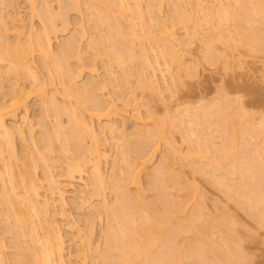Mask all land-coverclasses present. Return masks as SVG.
I'll list each match as a JSON object with an SVG mask.
<instances>
[{"label":"bare ground","instance_id":"bare-ground-1","mask_svg":"<svg viewBox=\"0 0 264 264\" xmlns=\"http://www.w3.org/2000/svg\"><path fill=\"white\" fill-rule=\"evenodd\" d=\"M25 1L27 2L28 8H29V16L31 19L30 21H28V23L30 22V24H28V27L26 28V30L23 29L24 26L22 23V18L18 12L13 13V15L10 16L9 21L4 20V18H2L0 16V64L3 62L5 64L4 66L6 67L8 72L9 73L11 72V74L13 73L12 77H14L16 75L15 77L17 79L19 78L20 82L22 81L20 84H18V81L14 82V83L11 81L12 83L9 85V90L7 89L8 93L5 91L4 93H6V94H4V95L2 94L3 96H1V98H0V167H1V169H0V184H1L0 185L1 186L0 187V189H1L0 190V202L3 203L5 206L4 207L5 209H3V210H6L8 212L7 213L5 211L7 213V214L5 213L6 219L11 215V217L13 216V219H14L13 222L19 224V226H20L18 229L13 228L14 230H16V233H17L16 236L19 237V240H18L19 243L17 242L18 246H19V249L18 248L17 249L19 251L16 253V255L14 254L16 256L17 261H18V263H17V261H16V263L17 264H30V263L32 264V262H33L34 264H66L65 245H64V239H63L64 237H63V234L61 231L62 228L57 221V216H61L64 219L67 218V214L65 212V206H64L65 205L64 195H65V192L69 191L70 188L74 189V183H76V181H78L80 183L79 192L81 193L80 194V198H81L80 202H83V201L85 202V200H87V199H85L87 197H84L83 194H86L84 192H87L88 189H91V191H96V193L100 192L99 194H101V191H103L102 189L103 188L105 189V187H107V185H109V184L111 185L110 186L111 189H113V191H114V197H115V201H111L109 198H107V196L106 197L104 196L105 194L103 195V193H104L103 192L102 193L103 197L101 195L102 198L100 200L101 201L100 205H99V203L97 205V207L98 206L100 207V208L98 207V209H100V211H97L98 210L97 209L96 212L101 213V211H102L105 214L106 219H107V221L105 222L106 223L105 228L103 229V231L101 230L102 232L100 233V236L102 237V241H103V245H104L103 252L101 251V253L99 254V252H100L99 251L100 250L99 245L96 241H94L95 239H93V237H94L93 236L94 235V221H95L93 218L94 216L92 217L90 215L88 218H86V220H87L85 222L86 223V227H85L86 229L83 233L79 234L78 232H80V230L77 232V235L79 234L78 238H79V243L81 245L80 250L84 253L83 263H85V260H86L85 257L86 256H88V255L91 256L92 254L94 255V253H96V254H98L99 258L100 257L102 258L101 261L104 264H182L180 259L184 258V256H183L184 254L187 255V256L185 255L186 258H189V257L194 258L196 256H197V258H198V256L200 258H201V256L206 258V255L208 256V254H210V256H208V257L209 258L212 257L211 258L212 260H209V261H211V262L213 261L214 264H233L232 262H228V258H225V257H228L226 255V253H228V252H226L227 250L229 252H230V250H232V251H233V249L235 250V248H232V246H231L232 243H230L232 241V240L230 241L232 236L228 235V230H229L228 227H230L229 225H231L233 223V222L230 223L231 217L230 218L228 217L229 214H226V215L224 214L225 216L223 215V217H225V218L220 219V217H221L220 216L219 217L220 220L218 222H217V218H216V220H214L215 223L217 224V226L219 227V229L221 231H224V234L226 233L228 235L226 238H224V241L222 240V242H224L225 244L223 243L224 245L221 244V246L219 245L220 246L219 247L218 242H217V244L215 242L214 243L210 242L211 240L215 241L214 240L215 236L214 237L210 236V234H207L206 232H207L208 228L210 227V224H213L212 222H214V221L212 220V222L209 223V225H208V221L211 218H209L210 215L207 216L205 213V216L204 215L203 216L205 218L207 217V220L209 218V220L208 221L204 220V222L202 223V221H200L201 218L199 219V216L200 217L202 216L201 212L197 209L196 210L191 209L190 202H191V200L195 201V199H194V198H196L195 192L197 190L195 189V187L193 185L189 184L186 180L181 181L180 180V179H182V178H180L181 176L178 177V179L180 178L179 180L176 181V179H175V181L173 183L171 182L172 183L171 185H169L170 181L169 180H168L169 182L167 181V183H169L168 185L171 188L167 184H166L167 188H166V185H164V187L166 189L170 188L172 190L170 193H168L169 191L167 192V190H166L165 195L163 194L164 191L161 193V190H160V193H159V191L157 194L155 193L156 199L155 200L152 199L153 202L150 203L151 207L143 201V197H145V196L143 195V193H144L143 189L144 188H143V186H141L142 181L140 180V176H141V173L143 171H145V169L147 168V164L149 162H151L153 155H155V152L158 150V147H159L158 142L163 140V135L165 136V134H164L165 130H163L164 124L161 125V123H163V122H161V123L158 122V123H160V126H162V127H160L159 124H157V121L156 122L153 121L152 122L153 124L149 125L148 123L153 120L152 114H150L151 111L149 110L150 113H148L149 122L146 120H143L140 117L139 112L137 113L138 116L137 115L136 116L138 119L136 118V116H135V118L138 121L134 118L137 121V124H136L137 127L134 126V128H135L134 133L136 134L135 137H137V138L134 137L133 139H136V140H134L135 142H133V144L131 142L130 143H131V146L133 147V149L135 150V153H137V151H138L139 154L137 153V157H136L135 162L132 163L131 161L127 160L125 157V155H126L125 152H123L122 151L123 149H121V147L123 148L125 143L129 142L128 141L129 137L127 139L124 128H122V127L118 128L117 127L118 125L115 126V122L109 123V121H108L109 124L107 123V124L102 126V128H101L102 131L98 130V129L96 130V128L94 127L93 121H92V120H94V118H96L98 121L101 118H105V117L109 118L110 114L114 115L113 113L119 112V111L117 112L118 109L115 108L116 103H114V101H113L114 99L112 100V98H110L111 100L110 99L109 100L111 102L108 103L102 97L99 96V93H97V90H99V89L101 90V89L106 87V84L104 85V83H102V82L106 83L108 76H105L104 79H106V80H104V79L101 80V78H103V77L98 78V76L96 79L92 78L95 75V74H93V73H95L94 72L95 69L93 67V69L91 68V71L89 69L90 74H93V76L90 75V77L88 78V79H90V78L91 79L89 81L85 80L84 83L81 84L80 83L81 79L79 80V78H81L80 77L81 71H84L83 70L84 66H82V64H80L81 66L78 65L79 69L76 70V68H73V67L70 68V65H65V63L68 64L67 62H64L65 66L61 67L62 66L61 63L58 64L55 60L57 57H59L61 55L60 57H62V60L65 61L68 53L70 51L72 52L71 49L74 48V50H76V48H77V50H78L80 48L79 47V44H80L79 41H80V39H83V31L84 30L82 28L79 30L80 31L79 33H81V34L78 33V35H77L78 37H76L72 33L74 36L72 35L70 37V35H69V37H70L69 39L67 38L66 41L62 42V44L59 43L60 47H58V48H61L62 46H64V47L68 46V48H65V49L66 50L68 49L70 51H68V50L66 51L62 47L63 50L62 49L61 50L64 52H61L59 50V52H61L59 54V56L56 55V53L54 55L53 49H52L53 46H52L51 39H50L51 37H49V35H50L49 32L52 31L54 33L53 30H55L56 18L61 19L63 21L62 26H64V28H67L65 26V25H67V20L65 21L66 17L64 15L65 11L64 12L58 11V13H54L53 12L54 10L53 11L51 10V7H50L51 5L49 6V4H48L49 3L48 0H25ZM56 1H57L58 5H61L63 8L69 9L71 6V7H74V9L78 10V11H80V9H81L80 3L85 2V4L87 5V6L86 5L84 6L85 9H87L91 15L96 16V19L99 18V19L103 20L104 23H106L108 30H110L109 32L113 33L112 37L110 35L111 33H109L110 38H113V40L115 39L114 41L121 40V39L124 40V38H126V40H128L127 37L131 38L130 39L131 43H135L133 41H136V39L141 41V42H139L137 40L139 42L138 43L139 44L138 50H136V52L138 54H136V52L134 51L135 48L133 49V47H132L129 49V47H127L129 50V52L126 50L127 53H129V56L127 59H129V58L131 59L132 57H135L136 55H138L139 59L142 62L141 65L143 67V70L147 67L151 68V70L149 69L151 71V73H149L150 77H148V76L146 78L144 77L143 73L145 70L143 71L142 69H140L141 71L139 70V72H138L139 80L142 79L141 80L142 83L144 80V83H146L145 84L146 86L144 84H143V86L144 87L148 86L149 87V88L147 87L148 89H150L152 87L154 90V88L156 87V86L154 87L153 82L155 81L154 77H155V74H156L157 69H158L156 66L158 64L155 63V60L152 61L153 59H151L149 57L150 56L149 52L150 51L155 52L154 48L157 49L158 46H159V48L161 46L162 49L164 50L163 51L164 53L167 52L168 55L170 54V56H171L170 61H171L172 58L177 59V56H178L177 53H174V54L172 53L173 55L171 54V52H173V50L176 51L175 47H177V48L179 47L177 43L179 42L180 45L185 46L190 41L188 39L189 37L184 39V40H186V42L185 41L182 42L181 39H179L178 37H175L176 34L174 33V30H172L173 27L172 28L170 27L171 25L173 26V23H175L177 25L180 24L179 26L182 29H183V27H184V29L186 27L188 28L190 26V23L193 20H194V22H192V24H193L192 26H194V28L198 27L197 29H201V27L205 24V22H207L206 24L209 27H211L210 25L214 26L215 28H213V29L211 28L212 30L210 29L212 34L209 36L207 35L208 36L207 42L206 43L203 42L204 43L203 45H205V46L202 45L203 46L202 48L205 47L204 50L207 53L210 50V48L214 45V43L215 44L217 43L215 40H218V42L221 41L220 42L222 45L221 47H224L222 49H227V47H229L228 43L230 42L231 39H232V41L236 40V38H235V40H233L234 36L231 34L232 31L230 32V30L228 28L229 22L230 23L232 22L234 24V26L237 27L236 28L237 29L236 32H237V36H238L237 39H239V41L237 42V45L235 43H232V41H231V43L233 44L232 47L233 46L234 47L239 46L240 44L238 45V43L245 41L246 43L248 42L249 46L251 45V47H252L251 50L254 49V50L260 51L261 49H264V25H261V26L255 25L256 26L255 27L254 24L250 23V19H252V20L254 19L253 17L250 18V16H251L250 11L252 13L255 12L256 13L255 15L259 16L258 17L259 19L257 18L258 23H260V22L264 23V0H234L233 1L234 3L233 2L230 3L229 1H224V0H212L214 2L213 4H210L209 2H208L209 4H207L206 0H195V2H193V1L189 2L190 0H176V1L172 0V1H174L173 3H172V1L168 0V2L170 1L169 2L170 4H168V3L167 4L168 5L172 4L173 10L171 9L172 12H168V13H170V15H167V16H169V18L164 17V19L162 17L163 15L161 14L162 13L161 8H162L163 3L162 4L160 3L161 5L158 9H155V7H154L155 3H154V5L152 3L154 8H152L151 3H150V6H151L150 8H152V9L148 8L147 11L144 12V10H142V7H141L142 5L140 6L139 1H141V0H104L105 3L103 2V0H101L102 5L100 4L101 2L99 3L100 5L97 3V2H99V0L97 2H96V0H84L83 2H80L81 0H69V2L67 0H66L67 2L65 0H56ZM164 2L166 3L167 1L164 0ZM109 3H111L112 6ZM131 3L134 4L133 5L134 10H132V8H130V6L133 7ZM187 5H189V6L193 5V6H190L191 8H186ZM250 5H251V7H249ZM163 6H164V4H163ZM168 7H171V6H168ZM60 9H62V8H60ZM154 9L157 11H154ZM65 10H67V9H65ZM188 13H190V15ZM191 14H193L194 17H192ZM253 14H252V16H253ZM34 16L38 17V19H40L41 22L43 21L42 24L44 23L43 28L40 30L41 33L37 32V34H36L33 30L32 19ZM123 18H125V19H123ZM189 19H193V20H190L191 22L188 23ZM255 19L252 22L256 24ZM101 20H99V21L102 22ZM123 20H125V22ZM202 21L204 23L203 25H202ZM221 22L228 24V26H225L226 24L223 25L226 28L225 32H224V28H222V26L220 28ZM209 23H210V25H209ZM206 24H205V27L207 26ZM230 26H231V24H230ZM203 29H205V30H203ZM203 29H202V31H206V29H208V31H209V28H203ZM11 30H12V32L10 33ZM194 30H196V28ZM191 31H193V30H191ZM233 32H235V31H233ZM96 33H98V32H96ZM198 33L200 34L201 30H199ZM187 34H185V35H187ZM203 34H205V33H201L200 35L203 36ZM8 36H10V37L13 36V37H11V39L12 38L13 39L9 41V39H10L9 38L7 40ZM143 36H144V38H143ZM190 36H193V35H190ZM226 37L230 38V40L227 41L228 39ZM103 38H105V35ZM106 38H105V40H106ZM203 38H202V40H203ZM221 39H224L225 41H223ZM101 40H103V39L101 38ZM110 40H112V39H110ZM143 40H148L147 44H149V48L145 47V45L142 43ZM89 41H92V38H91V40L89 39L88 42ZM168 41L170 42L169 44H168ZM174 41H176V42H174ZM191 41H193V40H191ZM226 41H227V44H226ZM99 42L101 43V41H98V40H96V41L94 40V42H93V43H95V44H93L95 46V48L93 46V48H94L93 50L95 51L94 53H96V54L97 53H99V54L100 53H106V55H107L109 50L112 48L110 51H111L112 55H114V57L117 58V59H115V61L119 64L118 66H121V68H123V66L125 67V63H124L125 59L123 60V58H126V57L124 55H122V52L120 51V49L117 48L116 43L118 41L115 42V44H114V42L111 41L110 42L111 45H109V43H108V45L110 46L108 48H110V49L109 50L104 49L103 52H101L102 49H100V47H103L105 45V42H104L103 46H101L102 44L100 45ZM180 42L183 44L185 43V44L183 45ZM175 43L177 44V46ZM170 44H171V49L169 47ZM106 45H107V43H106ZM214 46H216V45H214ZM216 47H213V51H214V48H216ZM58 48H57V50H58ZM103 48H105V47H103ZM183 48L184 47H182V49ZM230 48H228V49L231 50L232 48L231 49ZM149 49H151V50L148 52ZM179 49H180V47L178 48V50ZM217 49L219 50L220 47L218 46ZM57 50H56V52H57ZM77 50L74 51L76 54H77ZM178 50H177V52H178ZM226 51H228V50H226ZM154 52L152 54H154L156 56V54ZM158 52H159V50H158ZM210 52H212V51H210ZM215 52H217V51H215ZM34 53L35 54L37 53V56L39 55L40 58L43 59L44 62L42 63V65H44V68L46 67V70H47L46 72L48 73L47 74L48 76L53 74L51 71V67L49 68L50 63L54 61L53 63L56 62L55 67L57 65V68H55L56 73L55 72L54 73H55V75L57 74V76H55V77H58V84L57 85H59V87L55 85L56 82L54 83L55 79L53 77V75H54L53 74L52 75L53 78L52 77L49 78L50 79L49 83H51V87H53V88L51 90L52 93L48 94V97H44V95L47 96V94H45L46 90H45L44 86L42 84H40L38 74H37L36 70H34V66H33V55H34ZM63 53H65V54H63ZM160 53H162V52L160 51ZM167 53H166V55H167ZM223 53L227 54V52L224 51L221 54L219 53L220 55H222L221 59L224 58L222 60H226L225 62L223 61V64L229 62L227 64V65H229L230 64V61L228 60L229 58H230L231 63H232L233 58H231V56L230 57L228 56L229 53H228V55H224ZM214 54H217V53H214ZM214 54L212 52V54H209V55L213 56ZM180 55L181 54H179V56ZM182 55H184V53ZM216 56H215V59H214V57L213 58L211 57L212 61L216 60L219 55L217 57ZM225 56H227V57H225ZM68 57H69V55H68ZM137 57H136V59H137ZM76 58H78V57H76ZM209 58H210V56H209ZM219 58H220V56H219ZM221 59H220V61L222 62ZM59 60H58V62H59ZM156 61H157V59H156ZM180 64L182 66H184V62L182 63V60H181ZM180 64H179V66H180ZM227 65H225V66L228 67ZM240 65L241 64H239L237 66H240ZM185 67H186V65H185ZM81 68H82V70H81ZM168 71H169V69H168ZM168 71H167V73H168ZM8 75H10V74H8ZM96 75H98V74H96ZM110 75H111V73H110ZM152 76H153V78H151ZM162 76H163V74H162ZM178 76H180L179 73L176 75V77H175L176 80L174 82H178L177 80L180 81V79H179L180 77H178ZM1 77H4V76H1ZM172 77H173V75H172ZM28 78H30L31 81L34 83L32 85H35V86H26L24 84V81H26L25 79H28ZM145 79H146V81H145ZM15 80H13V81H15ZM171 80H172V78H171ZM173 80H174V77H173ZM0 81H3V80L0 79ZM81 82H83V81H81ZM108 83H110V82L108 81ZM130 93H131L130 95H132V92H130ZM32 96L33 97L36 96L39 99L43 98L42 100H44V103L46 105L43 103V101H42V103L46 106V109L48 106L49 110H50V108L53 111L55 110L54 112L55 113L57 112L56 113L57 116L60 115L58 112H60V113L63 112V114L65 112L67 114L66 116H68V120L70 122L69 130H66V131H69L68 135L66 136L65 133H62V129L66 128V127H62L61 125H58V124H56L57 129L54 131V133L56 135L53 134V135L57 136L56 137L57 139H60V138L63 139L64 138L63 139L65 142L64 145H61V144H63L62 139L59 140V142L62 141V143L60 145L64 147V148L59 147V150L64 151V150L69 149L68 143L71 142L72 138L73 139L75 138L77 141L83 140L85 137H88L87 139H89L88 141L90 142V147L86 146L87 148L82 146V145H84V144H82L84 142H82V143H80L81 141L76 142L79 149L77 148L75 150L78 152L75 151L76 152V154H75V152L73 151V154L71 153L72 156L69 155L68 156L69 158L65 159L64 164H62L63 167H60L59 165H57L58 164V162L56 161L57 159H55V161H53L54 158L51 159V157L49 155L50 151L53 153L52 150H53L54 146L52 145L53 140L52 139H51L52 141L50 140V134L49 133L51 131L49 132V129L46 130V127L45 128L42 127L44 124H41L42 130H40L42 132V133L40 132L42 134V135L41 134L40 135L43 137L42 139L45 140L44 142H46V143H44L45 146H44V144H42L43 146H41V148L44 147L43 148L44 150L41 149L42 153L37 150L38 148L34 147V149L31 150V152H30V149H28L26 147V149L29 151H26L25 153H27V152L32 153V151H34L35 156L33 155V157H31L30 153H27L28 157L30 156L29 158L27 157V160L28 159L29 160L28 161L26 160L28 164H26L25 160H24L25 163H24V161L21 160L22 162L19 164L20 165L18 167L19 169L16 168L14 165V164H16L15 162H17V160H18V158H16L17 156L15 155V150H14V148H15L14 147V141H13V135L14 134L12 131L13 129L11 128L12 129L11 130L10 127L8 128L7 125L5 124V119L8 118V119H12L14 121H17L16 118L20 115V118H21L20 122L15 125L16 128H15V126H13V127L16 130V132L18 133L19 139L21 140L22 145L27 146V143L25 141V138H26L25 129L27 128L26 131L29 134L31 139H33V134H34L33 125L28 121V116H27V114H28V100ZM129 98H131V97L129 96ZM129 98L126 99V101L124 103L125 105H127L128 103L131 102L129 100ZM133 99H135V98H133ZM238 100L236 98V100L234 102H236ZM85 102H87L89 105L86 104V106H82L83 105L82 103H85ZM238 103H239V101H238ZM214 105H215V103H214ZM240 105L236 106L235 109H238V110H234V111H235V113L238 112V115L244 114L243 116H246L249 119V120L248 119L246 120L249 123V125H247L248 124L247 123L245 125L242 124L241 127L239 126V132L236 131L238 133H234V137L232 136V138H230V136L228 135V132L226 130V127H228V125H226V124L230 120H232L234 122V120H235L234 118H236L235 117L236 115L234 113L230 114V112L228 111L229 108L227 110V107H230V106H227L224 102L223 103L222 102H219V103L216 102V106H213L212 110L210 109L211 107L204 108V110L205 109L206 110L205 111L200 110L199 111L200 113L197 111L196 108H195L196 111L194 110V113L189 112L188 108H183L186 110H184V113H182V116H184V114H185V119L187 118V120H183L184 118L182 119V117L179 118L181 116V114H177V116L180 115L178 117L180 120H178V119L177 120H178V122H181V124H182V122L184 123V121H187L186 122L187 125H188V123L189 124L190 123L196 124L198 126L203 124L201 130H200V128H198V130H199V132L202 130H203L202 132H204V130L209 129L208 126L204 127V125H206L207 121L209 120V119H207V115L211 118V116L213 117L214 113L217 114L216 116L219 119L218 121H220V122L216 124L217 125L216 127L218 128L219 131H221V133L225 137V139L223 137L224 140L222 139L223 142L221 141L222 143H224V141H225L224 144H222L221 146H217L216 145L217 143L214 142V140L209 135V133H206L205 135L202 132L199 133V132H197V128L193 127V125H189V126H187V128L184 127L186 129V132L184 130V135H185L184 139L190 143H196L194 145H196L195 148L197 149V151H195L196 150L195 148L194 149L190 148L191 152H193V151L198 152V153H200V155L206 154V152H208V151H209L208 153L212 152V153H210L211 156H208V157H204L206 155H204V156L199 155L200 157H197L199 162L201 161V159L203 161L204 158H205V160L207 159L206 160L207 163L210 162L212 164L215 162L214 159L217 160V158H223V159L225 158V160L229 161V164L231 165L230 166L231 169L239 173L242 181H241L240 185L235 186L236 187L235 190L233 189L234 186L232 187V185H234V183H232V185H230L231 184L230 183L229 184L230 186H227V184L223 183L227 187V190H226V188L224 186L225 191L230 190L229 193H232L235 195V196L234 195H232V196H234L233 198H236L235 200H236L237 204H239L241 207L243 205V207L248 208L250 210V212H248V213H250L252 215L251 217H253V216H254L253 218L259 217L260 220L258 218L257 219L260 222L261 220L264 221V163H262V162H264V160H262V159H264V154H262V153H264V149H262V151L260 150L262 152L261 153L257 149L258 146L254 147L255 157L254 156H248L250 158V159H248V157H247L248 160L247 159L244 160L245 158L240 159V157L237 158V157L233 156V154L236 153L234 151L236 148V146H235L236 140H241V143H244V141H245V143L247 144L248 142H246V140H248V139L254 140V136L255 137L257 136L256 137L257 140L264 141V119L260 118L259 122L257 123V126H254L255 124L252 123L250 120L251 113H249L250 115H247L248 114L247 111L243 110V108H242L243 106H240ZM214 107H215V109H214ZM48 109H47V111H49ZM213 109L215 112L213 111ZM191 110H193V109H191ZM181 111H183V110H181ZM45 112H46V110H45ZM43 114H44V116H46L45 115L46 113L43 112ZM200 115L203 118H205V120L200 118L201 117ZM146 116H147V114H146ZM132 117H134V116H132ZM240 117L241 116H239V119H240ZM174 119L176 120V118H174ZM43 120H44V118H43ZM237 120H238V117L235 121L237 122ZM225 121H226V123H224ZM45 122H46V120H45ZM216 122H217V120H216ZM236 122H235V124H238V122L237 123ZM122 123H123V121L121 122V126L124 124V123L123 124ZM167 123L168 122L166 120L165 124H167ZM239 123H241V122L239 121ZM25 124L27 125V127ZM181 124H180V127H181ZM148 125H149V127H148ZM184 125H186V124L184 123ZM230 125L233 126L234 124L233 125L231 123L229 124L228 131L231 128H233V127L230 128ZM39 126H40V124H39ZM58 126H60V127H58ZM61 127H62V129H61ZM240 128H241V130H240ZM162 130H163V132H162ZM235 130H237V129H235ZM167 131L169 132V130H167ZM60 133L62 134V136ZM201 134L203 135V137H201L202 136ZM53 135L51 134V136H53ZM64 135L66 136V138L63 137ZM156 137L158 138V140H155V139H157ZM52 138H55V137L53 136ZM160 138H161V140H160ZM164 138H167V136H165ZM111 139H114V141L116 142L115 146L118 149L119 158L123 162L124 166H123V168L120 167V169H118V171H116V174H114V177H111V179H110L111 182L109 180L108 182H110V183H108L106 180V176L103 172L102 162L105 161V158L107 157L105 154V150H104V148H106L105 145H107L109 143V140H111ZM67 141H68V143H66ZM130 143H128V144L130 145ZM190 143L189 144L187 143L188 146L193 145ZM66 144H67V146H66ZM128 144H127V146H128ZM171 145H173V144H171ZM194 145H193V147H194ZM73 146H75V145H73ZM131 146H130V149L133 150L131 148ZM188 146H187V148H189ZM168 147L169 148H167V147L166 148L169 149L170 152L166 151L167 149L164 150V151H166L165 153L162 152L164 154V155L162 154L163 156L161 155L163 157L162 158L163 160L161 158L160 159L162 160L161 162L163 164H160V165H163L162 168L164 170L166 169L167 172H170V173H166V170L164 171L165 172L164 175H166L165 178L170 177V179H171V177L173 175H170V174L173 173L176 175V173L172 172L171 171L172 169L169 170V164L170 163L168 162V159H170L171 158L170 156L171 155L173 156L175 153L180 154L181 149H179V150L175 149L174 148L175 146L172 147V146H170L169 143H168ZM5 148H6V150H5ZM146 148H148V150ZM251 148H252V146H251ZM128 149H129V146H128ZM211 149H212V151H210ZM249 150H250V148H249ZM249 150H247V151H249ZM45 151H46V153H44ZM67 151H64V152H67ZM232 151H234V153ZM25 153H24V156H25ZM182 155L184 156V158L188 157V156L185 157L186 154H184V153ZM250 155H251V152H250ZM183 156H182V158H183ZM177 157H180V156H177ZM174 158H176V157L174 156ZM24 159H26V158L24 157ZM171 160H172V158H171ZM133 161H134V159H133ZM170 162H172V161H170ZM203 162H205V161H203ZM22 163L24 166L21 165ZM199 164H201V163H199ZM13 166H14V168H16V170H13ZM39 166H42L41 168H43L42 169L43 170V178L42 179H40V177H38V174H37V171H38L37 167H39ZM58 166L61 169L59 170V168H58V173L55 172V174H54L53 169L55 170ZM159 167H161V166H158V168ZM197 167H199V166H197ZM197 167H195V168L197 169ZM200 167H201V165H200ZM155 170L152 169L151 173L154 172ZM158 171L155 172L156 173V175H155L156 179H159L160 177L162 178V176H160V175H162L160 172L161 170L159 171L160 174L158 173ZM213 171H214V169H213ZM157 174H159L158 178H157ZM174 177L172 178V180L174 179ZM211 177H213V176H211ZM249 177L252 180L249 179ZM162 180H165V179L162 178ZM128 185L131 186V188L134 190V192H131V191L128 192L127 191V190H129ZM124 188H125V190H124ZM229 188H231L233 190L231 191V189H229ZM73 192H75V191H73ZM92 193H90V194L92 195ZM167 193L169 195H167ZM173 193L177 194V198H175L174 196H173L174 198L170 196ZM180 193H182V195L179 198L178 195ZM99 194H97V195H99ZM162 194H163V196H162ZM229 195H231V194H229ZM196 196H197V192H196ZM88 197H89V194H88ZM238 197H240L242 200L240 201L238 199ZM154 198H155V196H154ZM55 201H58L60 204V210L59 211H57L55 209ZM194 201H193V204H194ZM152 207H153V209H155V208L156 209L155 210L149 209ZM128 208L136 210L138 213L135 214L136 213V211H135L134 213L129 214ZM95 209H96V207H95ZM248 209H246V210H248ZM8 214H9V216H8ZM8 220H9V218H8ZM184 220H186V221H184ZM198 220L201 222V224ZM196 222H199V223L197 224ZM262 224H264V223H262ZM16 225L14 224L15 227H16ZM218 227H216V228H218ZM168 229L173 232V235L171 234L173 236V238L169 235L170 232L168 231ZM9 231H10V229H9ZM166 231H168L169 233L167 234ZM179 231H182V232L185 231L184 233H186V235L188 233L189 235H187V237L185 236L184 239L187 238L186 240H189V241L193 240V238L195 239L194 241H196L197 240L196 238L200 237V238H198V239H201L200 241L198 240L200 243L198 245L197 244L194 245V243H192L194 246L190 245L191 247L189 246L188 249L186 248L183 250L182 245L180 246L181 248L177 245V244H179L178 242H180V240L183 238V236L182 237L179 236L181 234ZM210 231H212V230H210ZM10 232H13V231H10ZM177 233H180V234H177ZM184 233H183V235H185ZM203 233H204L203 239L205 238V234H207L206 237L208 235L209 236L207 237V240L204 239V241L201 242ZM198 234H200V236H198ZM166 235H169L170 237H167ZM214 235H215V233H214ZM16 236H14V237H16ZM176 236H178V239L176 238ZM229 236L231 238H229ZM165 237H167V238H165ZM209 237H213V239L208 241ZM20 238H21V240H20ZM194 241H191V242H194ZM175 242H176V244H175ZM183 242H184V240H183ZM22 243H25V244H22ZM128 244L130 246V251L128 249H126ZM29 257H30V259H32L31 257H33L32 262H30V260L28 259ZM190 258H189V261H190ZM224 259L225 260L227 259V262ZM194 261H192V262L190 261L187 264H196V263H194ZM199 263L205 264V261L199 262ZM0 264H5L4 259L1 255V251H0ZM206 264H207V262H206ZM209 264H212V263L209 262ZM234 264H236L235 261H234Z\"/></svg>","mask_w":264,"mask_h":264},{"label":"rangeland","instance_id":"rangeland-1","mask_svg":"<svg viewBox=\"0 0 264 264\" xmlns=\"http://www.w3.org/2000/svg\"><path fill=\"white\" fill-rule=\"evenodd\" d=\"M48 1H49V3H48L49 6L51 5L50 6L51 10L52 11L54 10L53 11L54 13H58V11H60V12L65 11V14H64L66 17L65 21L67 20V25H65L67 28H64V26H62L63 21L61 19L56 18L55 30L56 29L57 30L56 31L53 30L54 33L52 31L49 32V34H50L49 37H51L50 39H51V43L53 46L52 49H53L54 55L56 53V55L59 56V54L61 52H64V51H62L63 49L68 48V46L64 47L62 45L61 46L63 47V49H62V47L58 48V47H60L59 43L62 44L63 41H66L67 38L69 39L73 34L76 37H78L77 35L80 32L79 30L81 28L84 30L83 31V39H80V41H79L80 42V44H79L80 48L79 47L78 48L80 50L79 49L77 50V48H76L78 55L74 52V51H76V50H74V48L71 49L72 52L67 49L68 51H70L68 53L69 57L67 55L66 60L63 61L62 57H60L61 56L60 55L56 59L54 58L56 60V62L58 64L61 63V65H62V66L60 65L61 67L65 66V65H70V68L73 67V68H76V70L79 69L78 65L81 66L80 64H82V66H84L83 67L84 71H81V76H80L81 78H79V80L81 79V81H83V82L80 81L81 84L84 83L85 80L89 81L91 78L90 79H88V78L90 77V75L93 76V74H95V75L92 78L96 79L97 76H98V78L103 77V78H101V80L104 79L105 76H108L107 80L104 79V80H106V83L102 82V83H104V85L106 84V87L101 89V90L99 89L100 91L97 90V93H99V96L102 97L108 103L111 102L110 98H112V100L114 99L113 101H114V103H116L115 108L118 109L117 112L118 111L119 112L113 113L114 115L110 114L109 118H106V117H105L106 119L101 118L99 120L100 122L96 118H94V120H92V121H93V124H94V127L96 128V130L97 129L101 130L102 126L107 124L108 121H109V123L115 122V126L118 125L117 126L118 128H121V127L124 128L127 139H128V137L130 139V140L128 139V141H129L128 143L131 142L133 144V142H135L134 140H136L133 138L136 135L134 133V131H135L134 126L137 127L136 124L138 121L137 120L138 119L137 118L138 112L140 114V117L143 120H146L149 122L148 113H150V111H151L150 114H152L153 120L148 123L149 125L153 124L152 123L153 121H155V122L157 121V124H159V126H160L161 122H163V123H161V125L164 124L163 130H165L164 134H165V136H167V138H164L165 137L164 135H163V140H161V138H160L161 141L159 140L160 142H158L159 143L158 144V146H159L158 150L155 152V155H153L151 162H149L147 164V168H146L147 170L145 169V171H143L141 173V176H140V180L142 181L141 186H143V188H144L143 189V192H144L143 195L145 196V197H143V201L147 205L150 206V203L156 199L155 193L157 194L158 191L160 193V190H161V193L164 191L163 192L164 195L166 194V190H167V192L169 191L168 193H170L172 190L170 189L171 187L169 185H171L175 181V179H176V181L179 180L180 178H182V179H180L181 181L186 180L189 184L193 185L195 187V189L197 190L196 191L197 196H196V192H195V197H196V198H194L195 201L191 200L190 206H191V209H193V210L197 209L201 212L202 216L201 217L199 216V219L201 218L200 221H202V223L204 222V220L205 221L207 220V217L206 218L204 217L205 213L207 216L208 215L211 216V217L209 216V218H211V219L209 220V218H208L209 221L207 220L208 225H209V223L212 222V220L213 221L216 220V218H217V222L220 219L225 218V217H223L224 214L225 215L229 214V216L228 215L227 216L229 218L231 217L230 223L231 222H233V223L231 225H229L230 227H228L229 228L228 235L232 236V238L229 236V238H231L230 241L232 240L230 243H232L231 246H232V248H235V250L234 249H233V251L230 250V252L228 250L226 251V252H228V253H226V255L228 257H225V258H228V262H232L233 264H234V261L236 262V264H264V224H262V223H264V221L261 220L259 222L258 221V219L260 220L259 217H255L256 219L253 218L254 216L251 217L252 215L250 213H248V212H250V210L248 208L243 207V205L241 207L239 204H237V202L235 200L236 198H233L235 195L232 193H229L230 190L225 191V188L227 190V187L225 186V184H227V186H230V185H232V183H234V185H232V187L233 186L235 187V186H238L241 184L242 180H241L239 173L231 169V167H230L231 165L229 164V161L225 160V158L224 159L223 158H217V160L214 159L215 162L213 161L214 162L213 164L210 162L207 163V161H206L207 159L205 160V158L203 159V161H205V162H203L202 159L199 162L197 157L204 156V155H206L204 157H208V156H211L210 153H212V152L208 153L209 152L208 151V152H206V154H201V155L198 152H194V151H193L194 153L191 152L190 148L194 149L196 146L194 144H196V143H190L184 139V137H185L184 130L186 132V129L184 127L187 128V126L193 125V127L197 128V132H199L198 128H200V130H201L203 124L198 126L196 124H192V123L189 124L188 123V125H187V123H186L187 121H184V123L186 125H184L183 122H182V124H183L182 125L181 122H178V120H180L179 118H181V117H182V119L184 118L183 120H187V118L185 119V114H184V116H182V113H184V110H186L183 108H188L189 112L194 113V110L196 111V109L199 112L200 110L203 111L204 108L211 107L210 109L212 110L213 106H216V102L217 103H219V102L223 103L224 102L227 106H230V107H227V110L229 108L228 111L230 112V114L234 113L236 115L235 116L236 118H234V119L236 120L238 117V120L241 122V123H239L238 120H237L238 124H235V122H236L235 120H234V122L232 120L227 122L226 125H228V127H226V126L225 127H226V130H227L230 138H232V136L234 137V133L239 132V126L241 127L242 124L245 125L248 123L246 121L248 118L246 116H243L244 114L238 115V112L235 113V111H234V110H238V109H235V107L240 105V104H241L240 106H243L242 107L243 110L247 111V113H248L247 115H250L249 113H251L250 120L252 123L255 124L254 126H257L259 119L260 118L264 119V49H261L262 51L261 50L257 51L254 49L251 50V48H252L251 45L249 46L248 42L246 43L245 41H243L244 43L243 42L238 43V45L239 44L240 45L236 46L237 42L239 41V39H237L238 38L237 32H236L237 27L234 26V24L232 22L231 23L229 22V26L227 23L221 22L222 24L220 23V28L222 26V28H224V32H225V30H226L225 26H228L230 32L232 31L231 34L234 36L233 40H235V38H236V40L232 41V39L230 40V38H231L230 36H229L230 38L226 37L228 39L227 41L230 40V42L228 43L229 47H227V49H222L224 47H221L222 46L220 43L221 41L218 42V40H215L217 43L216 44L214 43V45H216L217 47L213 45L207 53L204 50L205 47L204 48H202V47L205 46L203 44L207 42L208 36L212 34L210 29L215 28L214 26L210 25V23H209V25L211 26V27H209L206 24L207 22H205V24L207 25L205 27V24L203 23L204 20H203L202 25L203 24L204 25L202 27L203 28H209L210 32L208 31V29H206L207 32L202 31V29H203L202 27H201V29H197L198 27H195L196 30H194L195 28H194V26H192L193 25L192 22H194V20L189 19L188 23L191 22L190 20H193V21L190 23V26L188 28L187 27L185 28L186 29L185 30L184 27L182 29L179 26L180 24L177 25V24L173 23L174 22L173 21L172 22L173 26L170 24L171 25L170 27L171 28L173 27L172 30H174V33L176 34L175 37H178L179 39H181L182 42L183 41L186 42V40H184V39L189 37L188 39L190 40L189 41L190 44L187 43V45L182 46L178 42L177 44L180 47V49H179L180 51L178 50L179 47L178 48L175 47L176 51L173 50V52H171V54L177 53L178 56H177V59L172 58L173 60L171 59V61H170V58H171L170 54L168 55L167 52L164 53L163 52L164 50L162 49L161 46H160V48L158 46L157 49L154 48L155 52L154 51L151 52L150 51L151 49L148 50V52L150 51L149 57L151 59H153L152 61L155 60V63L159 65V66L156 65L158 69H157V72H156L155 77H154L155 81L153 82L154 87L155 86L156 87L154 88V90L151 86H150L151 88L148 89L149 88L148 86H147L148 88L143 86V84L145 85L146 83H144V80L142 83V81H141L142 77L140 78L141 80H139V76H138L139 70L140 69L143 70V67L141 65L142 62L139 59V56L136 55V54H138L136 52V50H138V47H139L138 43L141 41L136 39V41L132 40L135 43H131V40H130L131 38H128V37H127L128 40H126V38H124L125 41L123 39L117 40L118 42L114 41L115 39L113 40V38H110V35L112 37L113 33L109 32L110 30H108L106 23H104L103 20H101L97 17L103 23L100 22L98 19H96V16L91 15L88 12V10L85 9L84 6L86 4H85V2H83L84 0L80 1V2H83V3H80L81 4L80 5V8H81L80 11L75 10L74 7H71V6L69 9L63 8L61 5H58L56 0H48ZM67 1L69 2V0H67ZM97 1L98 0H96V2ZM160 1L161 0H141L139 2H140V6L142 5L141 7H142V10H144V12H146L148 8L152 9L155 7V9H158L160 7V5L163 3L164 6L162 4V8H161L162 9L161 14L163 15L162 17H163V19H164V17L169 18V16H167V15H170V13H168V12H172L171 9L173 6H172V4L171 5H168V4H170L169 2L172 0H170L169 2H168V0H165V1H167L166 3L164 2V0H162L161 2ZM191 1L195 2V0H190L189 2H191ZM206 1H207L206 2L207 4H209V3L213 4L214 3L212 0H209V1L206 0ZM224 1H229L230 3H232L234 0H224ZM103 2H104V0H103ZM173 2L174 1H172V3ZM97 3L98 4L100 3L102 5L101 0H99V2H97ZM150 3H151L152 8H150L151 7ZM152 3H153V5L155 3L154 7H153ZM109 4H111V3H109ZM133 5L134 4H132V6ZM111 6H112V4H111ZM168 6H171V7H168ZM190 6H193V5H190ZM190 6L187 5L186 8H191ZM249 7H251V5ZM60 8H62V9H60ZM130 8H132V10H134L133 9L134 6L133 7L130 6ZM65 9H67V10H65ZM155 9H154V11H157ZM15 12H18L19 15L21 16L22 23L24 26L23 29L26 30V28L28 27V24H30V22L28 23V21L31 20L30 16H29V8L27 5V2L25 0H0V16L2 18H4V20L9 21L10 16L13 15V13H15ZM253 13L250 11L251 16L250 15L249 16H250V18L251 17H253L254 19L256 18L255 19L256 24L252 22L254 19L253 20L250 19V23L254 24V26L255 25H258V26L264 25V23H262V22L258 23L257 18L259 16L255 15L256 14L255 12H253ZM188 14L190 15V13H188ZM252 14H253V16H252ZM191 16L194 17L193 14H191ZM125 18H123V19H125ZM123 21L125 22V20H123ZM42 22L40 19H38V17H36V16L33 17V19H32L33 25L32 26H33V30L36 34H37V32L41 33L40 30L44 26V23L42 24ZM230 24H231V26H230ZM223 25H225V26H223ZM191 30H193V31H191ZM199 30H201V33H205V34H203V36L200 35L201 33L200 34L198 33ZM203 30H205V29H203ZM233 31H235V32H233ZM11 32H12V30L10 31V33ZM96 32H98V33H96ZM109 33H111V34L109 35ZM79 34H81V33H79ZM185 34H187L188 36ZM69 35H70V37H69ZM104 35H105V38L107 37L106 40H105V38H103ZM190 35H193V36H190ZM11 37H13V36H11ZM11 37L8 36L7 40L9 38H10L9 41L12 40L13 38L11 39ZM91 38H92V41H89L90 42L89 43L88 40L89 39L91 40ZM101 38L103 40H101ZM109 38L112 40H110ZM143 38H144V36H143ZM202 38H203V40H202ZM224 39H221V40L225 41L226 39L225 40ZM94 40L95 41L96 40L101 41V43L99 42L100 45L102 44L101 46H103L104 42H105V45L103 46L105 48L100 47V49H102L101 52H103L104 49H107V50L110 49L108 47H110L109 45H111L110 44L111 41L114 42V44H115V42H117L116 43L117 48L120 49V51L122 52V55H124L126 57V58H123V60L125 59V62H124L125 67L123 66L124 69L121 68V66H118L119 64L115 61V59H117V58L114 57V55H112V53L110 51L112 48L109 50V52L107 51L108 52L107 55L109 54L108 56L106 55V53H100V54L94 53L95 52L93 50L95 48V46L93 45V44H95V43H93ZM191 40H193V41H191ZM143 41H142V43L145 45V47L149 48V44H147L148 40H143ZM227 41H226V44H227ZM231 41H232V43L236 44V45L234 44L236 47H234V46H233L234 48L232 47L233 44L231 43ZM174 42H176V41H174ZM106 43H107V45H106ZM108 43H109V45H108ZM169 43L170 42L168 41V44ZM177 44H176V46H177ZM181 44H183V43H181ZM93 46H94V48H93ZM218 46L220 47L219 50L217 49ZM127 47H129V49L132 47H133V49L135 48L134 51L136 52V54H135L136 56L132 57L133 59L132 58L127 59L129 56V53H127V51L129 52ZM169 47L171 49V44L169 45ZM182 47H184V48L182 49ZM213 47H216V48H214V51H213ZM57 48H58V50H57ZM228 48H230L231 50H229ZM56 50H57V52H56ZM59 50L61 52H59ZM158 50H159V52H158ZM177 50H178V52H177ZM226 50H228L229 52ZM160 51L162 53H160ZM210 51H212L213 54L217 53L220 56V58L217 54H214L213 56L209 55V54H212V52H210ZM215 51H217V52H215ZM224 51L227 52V54L223 53L224 55H228V53H229L228 56L229 57L231 56V58H233L232 63H231L230 58L229 57H228L229 59L227 58L230 61L229 65L231 67L229 65H227L229 62L224 63L228 67H226L223 64V61L225 62L226 60H222L224 58L221 59L222 55H220V54ZM153 52L156 54V56L154 54H152ZM166 53H167V55H166ZM183 53H184V55H182ZM63 54H65V53H63ZM179 54H181L182 56L181 55L179 56ZM216 55L218 56V58L216 60L212 61V58L214 57V59H215ZM209 56H210V58H209ZM76 57H78V58H76ZM136 57H137V59H136ZM225 57H227V56H225ZM156 59H157V61H156ZM220 59L222 60V62L220 61ZM58 60H59V62H58ZM181 60H182V63L184 62V66H182L180 64ZM43 62H44L43 59H41L39 55L37 56V53L36 54L34 53V55H33L34 70H36V72L38 74L40 84H42L46 90L45 94H47V96L44 95V97H48V94L52 93L51 90L53 87H51V83H49V80H50L49 78H51L53 74H54L53 77L55 79V80L53 79L54 83L56 82L55 85L59 87V85H57L58 84V77H55V76H57V74L55 75V73H56L55 68H57V65L55 67L56 62L53 63L54 61L50 63L49 68L51 67V71L53 74L51 73L52 75H49L50 76L49 77L47 75L48 73L46 72L47 71L46 67L44 68V65H42ZM64 62H67L68 64L65 63V65H64ZM179 64L181 67L179 66ZM239 64H241V65L237 66ZM4 65L5 64L3 62L0 64V79L3 80V81H0V98L4 94H6V93H4L5 91L8 93L7 89L9 90V85L12 82L14 83V82L18 81V84H20L22 82V81L20 82L19 78H18L19 79L18 80L15 77L16 75L14 77H12L13 73L12 74H11V72L9 73ZM185 65H186V67H185ZM93 67L95 69V71H94L95 73L90 74L91 68L93 69ZM89 69H90V71H89ZM149 69L151 70V68L147 67L144 69L145 71L143 70L144 71L143 74H144L145 78L147 76L150 77L149 73H151V71ZM168 69H169V71H168ZM81 70H82V68H81ZM167 71H168V73H167ZM110 73L112 76L110 75ZM176 73L177 74L179 73V75H180V76H178V77H180L179 78L180 81L177 80L178 82H174L176 80L175 79V77L177 75ZM8 74H10V75H8ZM96 74H98V75H96ZM162 74H163V76H162ZM172 75L174 77V80H173ZM1 76H4L5 78L1 77ZM170 77L172 78L173 81L171 80ZM151 78H153V76ZM13 80H15V81H13ZM25 80L26 81H24V84L26 86H35V85H32L34 83L31 81L30 78L25 79ZM108 81L110 83H108ZM145 81H146V79H145ZM130 92H132V95H130L131 94ZM129 96L131 98H129ZM127 98H129V100L131 102L128 103L127 105H125L124 103H125ZM133 98H135V99H133ZM236 98H237V100L239 99L238 100L239 103H238V101L234 102L236 100ZM42 99L41 98L39 99L36 96L35 97L32 96L28 100V114H27V116H28V121L33 125L34 134H33V139H31L29 134L26 131L27 128L26 129L24 128L25 129V136H26L25 141L27 143V146L22 145L21 140L19 139V135L13 127L17 123L20 122V120H21L20 115L16 118L17 121H14V120L8 119V118L5 119V124L7 125V127L8 128L10 127V129L11 128L13 129V130L12 129L11 130L13 131V134H14L13 135V141H14V147H15L14 150H15V155L17 156L16 158H18V160L16 159L17 160V162H15L16 164H14L16 168H18L20 166L19 164L22 161L27 160V157H28L27 153H30L31 150L34 149V147L38 148L37 150L42 153L41 149H43L44 147L41 148V146H43L42 144H44L46 142H44L45 140H43L42 139L43 137L41 136L42 135L41 134L42 132L40 131V130H42L41 124H44L42 127H44V128L46 127V130L49 129V132L51 131L50 133L49 132L48 133L50 134V140L51 139L53 140V141L51 140L53 142V143L52 142L51 143L54 147L52 150L53 153L50 151L51 153L49 152V155H50L51 159L54 158L53 161H55V159H57L56 160L58 162L57 165H59L60 167H63L62 164H64L65 159L69 158L68 157L69 155L72 156L73 151L74 152L76 151L75 149H77V148L79 149L76 142H80V141H81L80 143L84 142V143H82L84 145L81 144L82 146H84L85 148L90 147V142L88 141L89 139H87L88 137H85L84 139L82 138L84 141L83 140L77 141L75 138L74 139L72 138L71 142L69 141L70 143H68V141L66 142L69 144V146H68L69 149H67V150L70 153L67 150H64L67 152H64L63 150H59V147L60 148L63 147L61 145H64L65 142L63 140L64 138L63 139L62 138H60V139L56 138L57 136H55L56 134L54 133V131L57 129L56 124L61 125L62 127H66V128H63L64 130L62 129V127H61V129H62V133H65V135L67 136L69 131H66V130H69L70 122H69L68 116H66L67 114L65 112H64V114H63V112H61V113L58 112L60 115L57 116V114H56L57 112L55 113L54 112L55 110L53 111L51 108L49 110L48 106H47V109L49 111H47L46 106H45L46 104L44 103V100H42ZM42 101L45 105L42 103ZM214 103H215V105H214ZM82 104H81L82 106H86V104L89 105L87 102L82 103ZM191 109H193V110H191ZM214 109H215V107H214ZM214 109H213V111H214ZM45 110H46V112H45ZM181 110H183V111H181ZM43 112L46 113L45 115L47 117L44 116ZM146 114H147V116H146ZM177 114H181V116L180 115L177 116ZM216 115L217 114L214 113L213 117L211 116V118L207 115V119H209V120L207 121V124L204 125V127L208 126L209 129L204 130V132H202L203 130L200 132L204 133V135L206 133H209V135L212 137L214 142L217 143L216 145L221 146L222 144L225 143V141H224V143H222L223 140L225 139V137L223 136L221 131H219L218 128L216 127L217 126L216 124L220 122V121H218L219 119L217 118ZM132 116H134V117H132ZM135 116L137 119L135 118ZM239 116H241L240 119H239ZM43 118H44V120H43ZM174 118H176V120ZM200 118L205 120V118H203L202 116ZM215 119L217 120V122ZM45 120H46V122H45ZM166 120L168 122L167 124H165ZM122 121L124 124L122 123L123 125L121 126ZM158 122H160V123H158ZM229 122L232 125L233 124L234 125L233 126L230 125V128L231 127H233V128H231L228 131L229 124H230ZM179 123L181 124V127H180ZM224 123H226V121ZM39 124H40V126H39ZM149 125H148V127H149ZM247 125H249V123ZM26 127H27V125H26ZM58 127H60V126H58ZM160 127H162V126H160ZM15 128H16V126H15ZM235 129H237V130H235ZM163 130H162V132H163ZM167 130H169V132ZM240 130H241V128H240ZM236 131H238V132H236ZM51 134L52 135L55 134V135H53L55 138H52L53 136H51ZM65 135L63 137L66 138ZM61 136H62V134H61ZM201 137H203V135ZM223 137H224V139H223ZM256 137L254 136V140H249V139L246 140V142H248L247 144L245 143V141H244V143H245L244 144V143H241V140H236V143H235L236 148L234 150L236 152L235 153L236 155L233 154V156H235L237 158L240 157V159L245 158L244 160H246L248 156H254L255 157L254 147L258 146L257 149L259 152H261L262 149H264V141L257 140ZM135 138H137V137H135ZM61 139L63 141V144H61L62 141L59 142V140H61ZM155 140H158V138ZM115 143L116 142L114 141V139H111V140H109V143L107 145H105L106 148H104L105 154L107 157L105 158V161L102 162V166H103V172L106 176L107 182L111 179V177H114V174H116V171H118V169H120V167L123 168V166H124L123 162L119 158L118 149L116 148ZM128 143H125L123 148L121 147V149H123L122 151L125 152L126 159L133 163V162H135L136 157H137V153L139 154V152L137 151V153H135V150L131 146V143H130V145ZM168 143L172 147L175 146L174 147L175 149H178V150L181 149V152H180L181 155L184 153V154H186L185 157L188 156V157L184 158V156L182 155L183 156V158H182V156L179 153H175L173 156L172 155L170 156L172 158V160L170 158V159H168V162L170 164L172 163L171 164L172 166L169 164V170L172 169L171 171L176 173V175H175L171 172L172 174H170V175H173L171 177V179H170V177L165 178L166 175H164L165 174L164 171L166 169L164 170L162 168L163 165H160V164H163L161 162L163 160L162 156L164 155L162 152L165 153L166 151H169V149H167V148H169ZM187 143L193 144L194 147H193V145L188 146ZM127 144L129 146V149H128ZM171 144H173V145H171ZM73 145H75V146H73ZM44 146H45V144H44ZM66 146H67V144H66ZM130 146L133 150L130 149ZM187 146L189 148H187ZM251 146H252V148H251ZM26 147L28 149H30V152L25 153L26 151H29L26 149ZM249 148H250V150H249ZM146 149L148 150V148H146ZM165 149H167V150L164 151ZM5 150H6V148H5ZM247 150H249L251 152V155H250V152ZM195 151H197V149ZM210 151H212V149ZM234 151H232V152L234 153ZM76 152H78V151H76ZM76 152H75V154H76ZM24 153H25V156H24ZM32 153H30L31 157H33L35 152L32 151ZM44 153H46V151ZM262 154H264V153H262ZM23 156L26 159H24ZM174 156L176 158H174ZM177 156H180L181 158L177 157ZM133 159H134V161H133ZM248 159H250V158L248 157ZM262 160H264V159H262ZM25 161H24V163H25ZM27 161H26V164H28ZM170 161H172V162H170ZM199 163H201V164H199ZM262 163H264V162H262ZM21 165H23V163ZM200 165H201V167H200ZM59 166L55 170L53 169L54 174H55V172L58 173V168H59V170L61 169ZM158 166H161V167L158 168ZM197 166H199V167H197ZM41 167L42 166L37 167L38 168L37 174H38V177H40V179L43 178V170H42L43 168H41ZM195 167H197V169ZM16 168H14V166H13V170H16ZM0 169H1V167H0ZM152 169L153 170L156 169V170L151 173ZM213 169H214V171H213ZM158 170L159 171L161 170L160 172L162 175H160V176H162V178L165 180H162L161 177L159 178L160 180L156 179V176H155L156 173L155 172H157ZM159 171H158V173H159ZM166 173H170V172H167V170H166ZM159 174H157V178H158ZM211 176H213V177H211ZM173 177H174V179L172 180ZM178 177H180V178L178 179ZM249 179H251V178L249 177ZM168 180L170 181V184L167 183ZM110 182H111V180H110ZM110 182H108V183H110ZM223 183H225V184H223ZM166 184L167 185L169 184L168 185L170 187V188L168 187L169 189H166L167 188ZM164 185H166V188L164 187ZM110 186L111 185L109 184V185H107V187H105V189L103 188L102 189L103 191H101V194H99L100 192L96 193V191H91V189H88L87 192H84L86 194H83L84 197H87V198H85L87 200H85V202L83 201L84 203L80 202L81 201V198H80L81 193L79 192L80 183L78 181H76V183H74V189L75 190L73 188H70L69 191L65 192V195H64L65 205L64 206H65V212L67 214V218L64 219L61 216H57V221L62 228L61 231H62V234L64 237L63 239H64V245H65L66 264H104L101 261L102 258L101 257L99 258L98 254H96V253H94V255L92 254L91 256L90 255L86 256L85 257L86 258L85 263H83L84 253L80 250L81 245L79 243L78 235L83 233L86 229L85 228L86 227L85 222L87 221L86 218H88L90 215L92 217L94 216L93 218L95 221H94V235H93L94 237H93V239H95L94 241H96L99 245V249H100L99 254L101 253V251L103 252L104 245H103V241H102V237L100 236V233L105 228V224H106L105 222L107 221V219H106L105 214L102 211H101V213L100 212L97 213L96 210L98 209L99 206L97 207V205H98V203L100 205V202H101L100 200L104 194H105L104 196L105 197L107 196V198H109L111 201H115L114 191H113V189H111ZM128 186H129L128 187L129 190H127V191L128 192H130V191L134 192V190L131 188V186L130 185H128ZM224 186H225V188H224ZM234 187H233V189L235 190L236 187L235 188ZM229 189H231V188H229ZM233 189H231V191ZM72 190L75 192H73ZM124 190H125V188H124ZM89 192L90 193L93 192L92 195ZM102 193H103V195H102ZM168 193H167V195H169ZM88 194H89V197H88ZM97 194H99V195H97ZM163 194H162V196H163ZM229 194H231V195H229ZM101 195H102V197H101ZM181 195H182V193H180L178 195L179 198L181 197ZM232 195H234V196H232ZM154 196H155V198H154ZM170 196L171 197L174 196L175 198H177V194H175V193L171 194ZM238 199L240 201L242 200L240 197H238ZM193 201H194V204H193ZM0 204H1L0 205L1 206L0 207V251H1V255L4 259L5 264H17L18 261H17L15 255L19 251L18 250L19 249V246H18L19 237L16 236V234H17L16 230H14L13 228L18 229L20 226H19V224L13 222L14 219H13V216L11 217V215L9 216V214H8L9 220H8V218L6 219L5 213L7 211L3 210V209H5L4 204L1 202H0ZM95 207H96V209H95ZM55 209L57 211L60 210V204L58 201H55ZM149 209L155 210L156 208L153 209V207H152ZM246 209H248L249 211ZM97 211H100V209H98ZM135 211L136 210L128 208L129 214H132ZM137 213L138 212L136 211L135 214H137ZM219 217H220V219H219ZM184 221H186V220H184ZM199 222H196V223L198 224ZM212 223L214 225L210 224L211 228L207 227L209 231L207 230L206 233L210 234V236H213V237L215 236L214 237L215 241L211 240V239H213V237H209L210 239L208 238V241L211 240L210 242H213V243L215 242L216 244L218 242V246L219 245L221 246V244L224 245L225 243L222 242V240L224 241V238H226L228 235L226 233L224 234V231H221L219 229V227L217 226L215 221ZM14 224L15 225L17 224L18 226L16 225V227H15ZM200 224H201V222H200ZM216 227H218V228H216ZM9 229H10V231H13V232H10ZM79 230H80V232H78ZM210 230H212V231H210ZM168 231H166L167 234L169 233V235L173 238V236H172L173 232L169 229H168ZM77 232L79 233L78 235H77ZM179 232L182 235L180 233H177V234H180L179 236L180 237L183 236V238L182 239L180 238L181 240H180V242H178L180 245L179 244H177V245L179 247L182 245L183 250L186 248L188 249L190 245H193L192 243H194V245H196V244L198 245L200 243L199 241L201 239H198L200 237L196 238L197 239L196 241H194L195 240L194 238H193V240L189 241V240H186L187 238L184 239L185 236L187 237V235H189L188 233L186 235V233H184L185 231L184 232L179 231ZM183 233L185 235H183ZM214 233H215V235H214ZM207 234H205V238H204L206 240H207V237L209 236L208 235L206 237ZM169 235H166V236L170 237ZM202 235L203 236H202L201 242L204 241V239H203L204 233ZM14 236H16V237H14ZM198 236H200V234H198ZM167 237H165V238H167ZM176 238L178 239V236H176ZM20 240H21V238H20ZM183 240H184V242H183ZM191 241H194V242H191ZM176 242H175V244H176ZM22 244H25V243H22ZM126 249H128L130 251L129 244L126 247ZM185 255L186 254L183 255L184 258L180 259L182 264H187L190 261L192 262L194 260L196 261V262L194 261V263H196V264H200L199 262H204V261H205V264H206V262H207V264H209V262L214 264L213 261L212 262L209 261V260H212L211 259L212 257H210V258L208 257V256H210V254H208V256L206 255V258H204L203 256H201V258L198 256L199 259L197 258V256L194 258L189 257L190 261H189V258H186L187 255L186 256ZM31 258L32 259H30V257L28 258L30 260V262H32V260H33V257H31ZM16 261H17V263H16ZM225 261L227 262V259ZM32 264H34V263L32 262Z\"/></svg>","mask_w":264,"mask_h":264}]
</instances>
